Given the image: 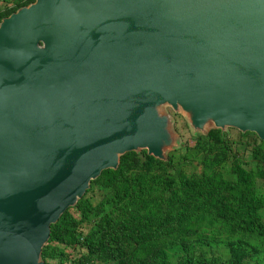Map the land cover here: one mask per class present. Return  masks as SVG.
Wrapping results in <instances>:
<instances>
[{"label": "water", "instance_id": "water-1", "mask_svg": "<svg viewBox=\"0 0 264 264\" xmlns=\"http://www.w3.org/2000/svg\"><path fill=\"white\" fill-rule=\"evenodd\" d=\"M162 106L194 137L264 141V0H34L2 18L0 264H46L51 225L122 155L167 161L182 144Z\"/></svg>", "mask_w": 264, "mask_h": 264}, {"label": "trees", "instance_id": "trees-1", "mask_svg": "<svg viewBox=\"0 0 264 264\" xmlns=\"http://www.w3.org/2000/svg\"><path fill=\"white\" fill-rule=\"evenodd\" d=\"M34 0H0V21ZM2 5H6L2 7ZM104 170L51 225L46 264H264V141L211 129ZM241 147V149H240ZM242 150V151H241Z\"/></svg>", "mask_w": 264, "mask_h": 264}, {"label": "rangeland", "instance_id": "rangeland-1", "mask_svg": "<svg viewBox=\"0 0 264 264\" xmlns=\"http://www.w3.org/2000/svg\"><path fill=\"white\" fill-rule=\"evenodd\" d=\"M6 6V5H5ZM2 5V7H5ZM1 7V4H0ZM161 114L166 115L169 118V131L174 138L179 139L180 144H185L188 143L190 146L194 145L195 141L193 140L194 134H193V129L191 128L189 124V120L187 115L182 112L181 110L174 111L171 107L169 106H162L159 109ZM208 129L211 128L210 124ZM206 128V129H207ZM227 134H229L232 138V140L237 138L238 132L236 129L233 128H227L226 129ZM176 146V145H175ZM241 149V147H240ZM242 151V150H241ZM170 150H167V153H169ZM258 186V191L264 196V182L263 181H258L257 182Z\"/></svg>", "mask_w": 264, "mask_h": 264}, {"label": "built area", "instance_id": "built-area-1", "mask_svg": "<svg viewBox=\"0 0 264 264\" xmlns=\"http://www.w3.org/2000/svg\"><path fill=\"white\" fill-rule=\"evenodd\" d=\"M24 2H26V1H29V0H23Z\"/></svg>", "mask_w": 264, "mask_h": 264}]
</instances>
